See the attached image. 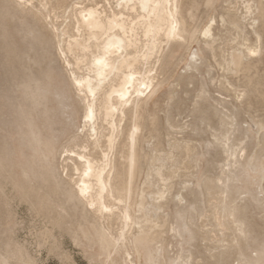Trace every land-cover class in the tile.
Returning a JSON list of instances; mask_svg holds the SVG:
<instances>
[{
	"label": "rangeland",
	"instance_id": "rangeland-1",
	"mask_svg": "<svg viewBox=\"0 0 264 264\" xmlns=\"http://www.w3.org/2000/svg\"><path fill=\"white\" fill-rule=\"evenodd\" d=\"M116 1L0 0V264H102L98 244L79 229L91 218L56 181L76 175L65 158L85 142L74 138L83 104L72 80L87 63L67 49L76 14L110 11ZM178 4L183 38L158 40L147 66L155 91L122 122L142 124L128 204L139 217L144 199L152 249L162 245L168 261L264 264V0ZM53 79L74 100L38 132L31 104ZM34 134L54 140L51 158L33 152ZM110 226L117 233L120 225Z\"/></svg>",
	"mask_w": 264,
	"mask_h": 264
},
{
	"label": "bare ground",
	"instance_id": "bare-ground-1",
	"mask_svg": "<svg viewBox=\"0 0 264 264\" xmlns=\"http://www.w3.org/2000/svg\"><path fill=\"white\" fill-rule=\"evenodd\" d=\"M179 12L178 0H117L116 8L110 11L82 7L75 17L78 36L69 41L67 49L79 50L87 69L81 75L73 71L72 83L83 104L81 131H76L74 138L85 142L68 150L65 158L72 162L76 175L65 180L62 172L56 183L59 187L64 183L71 204L81 207L91 218L79 229L90 242L98 244L102 264H138L135 255L139 258L141 253L145 264H187L168 261L162 245L152 249L156 237L148 227L152 213L144 199L138 205L142 213L139 217L128 204L140 160L137 150L142 124H122L128 113L139 116L155 91L156 78L147 66L158 40L172 42L183 38ZM204 34L213 36L210 28ZM234 61L240 63V58ZM80 63H75L76 68ZM71 100L74 96L59 89L56 79L37 92L31 105L34 117L41 120L40 126L36 124L38 132L48 122L52 125ZM67 126L63 123L62 131ZM53 141L47 134H34L33 152L45 160L51 158ZM113 220L120 225L117 233L110 226ZM16 257L26 262L22 255Z\"/></svg>",
	"mask_w": 264,
	"mask_h": 264
},
{
	"label": "snow or ice",
	"instance_id": "snow-or-ice-1",
	"mask_svg": "<svg viewBox=\"0 0 264 264\" xmlns=\"http://www.w3.org/2000/svg\"><path fill=\"white\" fill-rule=\"evenodd\" d=\"M253 54H255V53H253ZM83 158V157H82Z\"/></svg>",
	"mask_w": 264,
	"mask_h": 264
}]
</instances>
